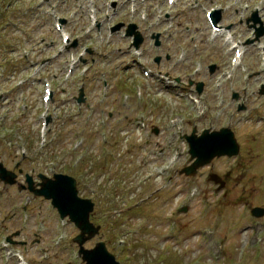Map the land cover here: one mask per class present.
<instances>
[{"label": "rangeland", "instance_id": "374dc122", "mask_svg": "<svg viewBox=\"0 0 264 264\" xmlns=\"http://www.w3.org/2000/svg\"><path fill=\"white\" fill-rule=\"evenodd\" d=\"M106 1L0 0V92L7 96L0 104V161L12 170L25 156L23 173L71 176L77 180L80 197L85 195L82 169L86 168L90 182L95 178L104 190L98 199L100 212L93 215L102 225L101 240L121 264H161L163 255L166 260L179 257V264H264V217L250 215L252 207L264 208V140L253 142L244 136L238 139L240 158L215 159L192 177L178 173L190 164L184 134L193 127L200 132L241 117L237 101L230 98L233 91L248 105V123L238 130L264 135L262 125L255 123L256 113L264 119V109H259L264 108V95L258 93L264 84V37L244 46L240 64L233 66V53H228L222 34L212 36L204 21L209 7L222 9V24L231 26L227 32L244 43L253 39V30L239 19L257 8L264 22V0L236 4L176 0L173 8L165 0H135L134 16L128 12L130 2L122 0L105 17ZM91 8L103 23L102 36L85 35ZM141 10L147 11L148 21L138 19ZM55 16L65 20L75 48L63 49L61 34L53 29ZM119 22L135 23L142 33L139 58L130 47L131 39L124 37V27L105 35L107 26ZM153 32L171 38L168 49H153L149 39ZM84 48L91 54L82 57ZM157 55H168L169 62L155 67L152 59ZM210 64L218 66L212 74ZM143 70L150 75L145 77ZM151 72L167 75L171 88L154 82ZM176 79L206 83L198 106L190 103L193 96L179 95L194 91L176 87ZM45 82L51 83L53 92L47 105L41 102ZM84 85L86 104L75 107L77 88ZM136 86L140 97L134 93ZM178 113L182 117L174 122ZM46 114L51 122L41 139L40 120ZM152 127L158 128V136L150 135ZM80 141V147H74ZM227 172V185L217 192L208 175L223 177ZM128 176H138L137 182L146 180L151 188L164 186L146 217L134 209V214L117 216L118 210L138 200L129 193ZM112 186L116 193H107ZM30 198L0 183V264H18V254L25 264H83L72 242L78 234L74 225L61 221L49 202ZM183 206L186 213L179 212ZM16 231L20 234L13 240H22L25 246L4 243ZM251 235L257 236V242H247ZM95 242L84 247L92 248Z\"/></svg>", "mask_w": 264, "mask_h": 264}, {"label": "water", "instance_id": "95a60500", "mask_svg": "<svg viewBox=\"0 0 264 264\" xmlns=\"http://www.w3.org/2000/svg\"><path fill=\"white\" fill-rule=\"evenodd\" d=\"M214 18L215 22L219 20L218 12L215 13ZM119 28L120 25L115 30ZM135 29V25H128L127 36L135 35L134 47L138 48L141 43V37ZM263 34L264 29L256 34L255 40H258L259 36ZM200 90L201 85H198V91ZM259 93L264 94V86H262ZM78 100L81 101V98ZM154 132L157 133L156 130ZM185 140L188 144L190 160H194L190 166L181 170L180 173L186 176L194 175L198 168L208 165L214 158L224 156L231 158L237 156L239 153V147L236 144L233 133L228 128H222L219 131L213 132L204 130L199 136L195 135V131L193 130L189 136H185ZM14 177V174L7 171L0 163V180L5 184L12 185L15 183ZM210 179L214 183H218L220 180L216 175H211ZM27 182L30 185L29 178H27ZM222 184L223 182H221V187ZM29 189L34 191L35 196H43L45 199H51V204L57 209L60 218L64 219L68 216L70 221L78 228L80 233L74 238V242L78 244V254L82 255L81 258L86 264H119L115 261V257L107 251L105 244L101 241L96 243L93 249H84L83 244L98 235L100 227H95L90 223L89 215L93 211V203L90 199H81L78 197L76 181L73 178L64 175H55L54 180L48 179L45 183L41 184L40 190L35 191L31 186H29ZM183 211H186V209L183 208ZM251 214L254 217H261L264 215V209H252ZM7 240L10 242V238Z\"/></svg>", "mask_w": 264, "mask_h": 264}, {"label": "flooded vegetation", "instance_id": "af4514ba", "mask_svg": "<svg viewBox=\"0 0 264 264\" xmlns=\"http://www.w3.org/2000/svg\"><path fill=\"white\" fill-rule=\"evenodd\" d=\"M220 11H222V9H220ZM255 11L256 10H253V11H250V13L245 14L244 17L240 19V24L243 23V22L245 23L247 21V19L252 15V13L255 12ZM256 15L259 18L260 22H262L263 21L262 20V16L259 14L258 11H256ZM219 17L221 19H223V15H222L221 12L219 14ZM221 27H224V25L221 26ZM226 28L229 30L231 28V26H228ZM157 33L159 34V36H158L159 47L158 48L155 47V41L152 40V36H151V35H153V33L149 35V39L151 41V46L155 50L168 49V44H169L168 40L171 39V38L163 37L162 33H160V32H157ZM167 62H169V59H166V57H165L164 60H161L160 59L159 63L156 64L155 67H160L162 64H165ZM216 69H218V66L217 65H215L214 71ZM198 82H201V84H202V88H201V91L200 92L197 91V87H196V83H198ZM175 83H176V87H180V88H190V89H192L194 91L193 94H195V95H202L203 90H204V87L206 86V83L205 82H203V81H195L193 79H186V80L179 79L178 81L176 80ZM236 95H237V99L240 102H242V99H243L242 98V95L240 93H238V92H236ZM238 106L242 109V111H239L240 114H241V117L238 119V121L229 122V123H227L224 126H226L229 129H231V131L234 134V137L236 138V141L239 144V147H242V145H240L238 139L240 140L244 136L252 137L253 142L254 141H257V140H259V141L264 140V135L263 136L260 135V137L254 136L255 134H257L259 132H256V133L255 132H251L249 134H246V133H243L242 134V132H240L238 130V127L240 128L242 124L248 123V118L245 115L246 112L248 111V105L242 102V103L238 104L237 107ZM259 109H264V108H261L260 107ZM258 115L259 114L256 113L255 116L257 117L258 120L255 123H260L262 125V128H264V119L262 117L258 116ZM220 127H222V126H219L217 128H212V129H218ZM194 128L196 130V127H194ZM255 144H256V142H255ZM52 153L55 154L54 152H52ZM25 160L26 159L23 156L22 159H21V161L20 162H17L14 165L13 170H12L14 173L17 174V181L19 183L20 188H23L22 184H24L25 177L28 174V173H23V170H22V168L24 167L23 162ZM82 172H83V176H82V187H83V190H84V193H85V195L83 196V198H89V199H91L92 202L94 203V211L99 212L100 207H99V204H98V199L101 197V195H102V193H103L104 190H103V188H101L100 186H98V182L96 181L95 178H92L93 181L90 182V179H89L90 176L87 174L86 168H83L82 169ZM131 174H132V172H131ZM39 176H40L39 174H36V175H32L31 176L32 179H33V182H34V186L35 187H37V185L39 184V181H40V179H39L40 177ZM137 179H138V176H136V177L135 176H128L127 177V183L129 184V186L127 185V187L129 189V192L132 195H135L136 191L139 190L138 195H140L141 193L144 194L146 191H149V194L147 196H145V197L139 198L136 202H134L133 204H131L130 206H128L126 208V210H129L131 212V210L134 209L135 211H138L139 213H141V215H146L147 216V214H149L148 208L150 207V205H152L154 203L157 204L159 202L158 197H159V195H160V193L162 191V188L161 187H155L152 190H150V189H148V187L146 185V181H139V182H137L136 181ZM137 183L139 184L138 186H137ZM132 184H133V186H132ZM4 187H5V189L11 188V187H16V189H17V186L16 185L15 186H10V187H7V186H4ZM116 190H117V187H111L110 193L111 194H114V193H116ZM23 193H28V192L27 191H25V192H19L18 195L19 194H23ZM29 195L31 196V194H29ZM33 199H37V198H33ZM112 212L113 211H106V213H112ZM14 215H16V214L13 213L10 216H14ZM93 215L94 214L92 213L91 214V217H90V220L95 225H98V222L94 218ZM9 219H11V218H9ZM179 232L180 231H178V233ZM20 242L24 243V241H22V240ZM165 256L166 255H163V258H162L163 264H179V257H177V256H175V257L174 256H171V257H169L168 260H166L165 259ZM162 262H161V264H162ZM132 264H139V263L138 262H136V263L134 262ZM140 264H145V263L143 262V263H140Z\"/></svg>", "mask_w": 264, "mask_h": 264}, {"label": "bare ground", "instance_id": "6f19581e", "mask_svg": "<svg viewBox=\"0 0 264 264\" xmlns=\"http://www.w3.org/2000/svg\"><path fill=\"white\" fill-rule=\"evenodd\" d=\"M228 43H229V42H227V44H228ZM236 46H237V45H236ZM232 47H235V46L233 45ZM238 47L240 48V46H238ZM223 77L226 78V74H224ZM50 101H51V99H50Z\"/></svg>", "mask_w": 264, "mask_h": 264}]
</instances>
